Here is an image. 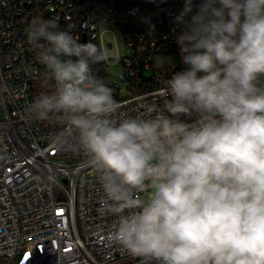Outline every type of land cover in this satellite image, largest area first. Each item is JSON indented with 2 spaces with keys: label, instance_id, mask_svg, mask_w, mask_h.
<instances>
[{
  "label": "clouds",
  "instance_id": "1",
  "mask_svg": "<svg viewBox=\"0 0 264 264\" xmlns=\"http://www.w3.org/2000/svg\"><path fill=\"white\" fill-rule=\"evenodd\" d=\"M175 23L187 67L165 81L161 105L134 117L118 115L113 89L93 74L108 59L100 46L34 19L27 42L55 90L27 111L63 114L50 142L89 155L112 239L129 254L264 264V0H183Z\"/></svg>",
  "mask_w": 264,
  "mask_h": 264
},
{
  "label": "built area",
  "instance_id": "2",
  "mask_svg": "<svg viewBox=\"0 0 264 264\" xmlns=\"http://www.w3.org/2000/svg\"><path fill=\"white\" fill-rule=\"evenodd\" d=\"M182 7L183 0H0V264H155L113 241L115 217L103 210L89 155L51 144L67 127L63 114L29 115L55 81L27 29L37 18L56 20L79 42L96 43L108 57L101 63L118 67L115 80L107 71L105 80L122 104L118 115L144 116L146 105L162 104L165 81L187 67L175 41Z\"/></svg>",
  "mask_w": 264,
  "mask_h": 264
},
{
  "label": "rangeland",
  "instance_id": "3",
  "mask_svg": "<svg viewBox=\"0 0 264 264\" xmlns=\"http://www.w3.org/2000/svg\"><path fill=\"white\" fill-rule=\"evenodd\" d=\"M105 39H106V41L111 40V35L110 34H107L105 36ZM120 43H121V46H123L124 41L122 39H120ZM108 54L110 56H113V55H116L117 54V51L116 50H111V51H109ZM105 70L107 71V74L111 75L113 77V79L115 80L116 73L118 72V67L117 66H110L109 69H107L105 67ZM2 119H3V112H2V109H1V106H0V120H2Z\"/></svg>",
  "mask_w": 264,
  "mask_h": 264
},
{
  "label": "trees",
  "instance_id": "4",
  "mask_svg": "<svg viewBox=\"0 0 264 264\" xmlns=\"http://www.w3.org/2000/svg\"><path fill=\"white\" fill-rule=\"evenodd\" d=\"M93 74L99 78H101L105 83H107L106 80V70L105 66L101 63H95L91 65Z\"/></svg>",
  "mask_w": 264,
  "mask_h": 264
}]
</instances>
